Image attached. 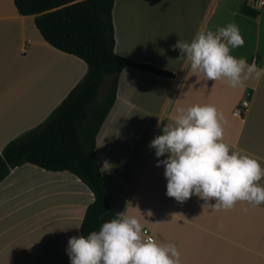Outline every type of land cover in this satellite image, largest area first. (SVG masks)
<instances>
[{"label":"crops","instance_id":"obj_1","mask_svg":"<svg viewBox=\"0 0 264 264\" xmlns=\"http://www.w3.org/2000/svg\"><path fill=\"white\" fill-rule=\"evenodd\" d=\"M244 7L246 0L113 3L115 53L173 77L121 70L114 104L96 136V160L115 215L129 201L142 214L150 210L152 216L141 219L143 229L161 244H174L181 264H264V203L237 201L230 210H212L195 195L178 203L166 195L164 166H156L167 154L158 158L149 147L173 123L178 108L209 104L229 122L223 141L232 150L253 154L264 169V77L246 81L243 88H232L226 80L207 81L196 77L187 58L180 59V50L172 48L178 40L191 42L204 26L215 31L234 22L245 44L230 54L264 67V10L248 15ZM86 70L81 59L42 39L33 16L19 15L13 0H0V154L8 142L44 121ZM243 102L246 111L234 115ZM104 161L109 166L101 170ZM259 183L264 186V178ZM93 200L69 172L28 163L11 169L0 182V264H70L68 241L80 236ZM131 206L128 213L139 217Z\"/></svg>","mask_w":264,"mask_h":264},{"label":"clouds","instance_id":"obj_2","mask_svg":"<svg viewBox=\"0 0 264 264\" xmlns=\"http://www.w3.org/2000/svg\"><path fill=\"white\" fill-rule=\"evenodd\" d=\"M244 44L239 27L231 22L215 31L201 28L191 42L178 40L172 48L180 50V59L187 58L196 77L226 80L232 88H243L246 81L264 77V67H258L255 59L248 64L246 57L237 59L230 54V49ZM228 123L213 105L180 107L173 123L166 124L162 134L150 142L156 157L167 154L156 166H164L169 198L182 204L195 195L205 202L202 207L212 210H230L237 201L255 206L264 203V186L259 183L264 169L253 154L232 150L223 141ZM108 166L104 161L101 170ZM211 200L216 203L210 204ZM129 206L131 201L99 231L71 237L67 248L70 264H181L174 244H161L143 230L141 219L151 217L152 212L142 214L138 205L131 206L139 211L137 217L128 213Z\"/></svg>","mask_w":264,"mask_h":264},{"label":"trees","instance_id":"obj_3","mask_svg":"<svg viewBox=\"0 0 264 264\" xmlns=\"http://www.w3.org/2000/svg\"><path fill=\"white\" fill-rule=\"evenodd\" d=\"M113 3L114 0H13L19 15L33 16L35 27L47 44L81 59L87 70L44 121L5 145L0 154V182L11 169L26 163L75 175L94 197L80 225V235L85 237L99 231L115 215L106 197L95 142L114 104L121 70L132 67L173 77L115 53ZM242 12L254 15L245 7ZM103 85L105 91L98 101Z\"/></svg>","mask_w":264,"mask_h":264},{"label":"built area","instance_id":"obj_4","mask_svg":"<svg viewBox=\"0 0 264 264\" xmlns=\"http://www.w3.org/2000/svg\"><path fill=\"white\" fill-rule=\"evenodd\" d=\"M246 6L248 9L260 12L264 10V0H246ZM203 28H206L204 26ZM248 104L246 102L241 103L238 107H236L233 111V114L236 116H241L247 108ZM145 233L151 237L150 232L147 229H143Z\"/></svg>","mask_w":264,"mask_h":264},{"label":"rangeland","instance_id":"obj_5","mask_svg":"<svg viewBox=\"0 0 264 264\" xmlns=\"http://www.w3.org/2000/svg\"><path fill=\"white\" fill-rule=\"evenodd\" d=\"M104 91H105V86L103 85L100 89V92H99V95L97 97V100L100 101L102 100V97H103V94H104Z\"/></svg>","mask_w":264,"mask_h":264}]
</instances>
